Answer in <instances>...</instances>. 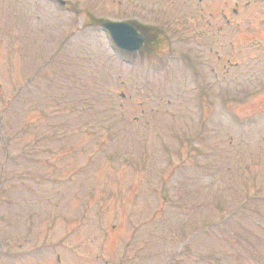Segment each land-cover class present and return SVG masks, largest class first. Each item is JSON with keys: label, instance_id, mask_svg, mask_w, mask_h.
Returning a JSON list of instances; mask_svg holds the SVG:
<instances>
[{"label": "rangeland", "instance_id": "374dc122", "mask_svg": "<svg viewBox=\"0 0 264 264\" xmlns=\"http://www.w3.org/2000/svg\"><path fill=\"white\" fill-rule=\"evenodd\" d=\"M65 2L0 0V264H264V0Z\"/></svg>", "mask_w": 264, "mask_h": 264}, {"label": "water", "instance_id": "95a60500", "mask_svg": "<svg viewBox=\"0 0 264 264\" xmlns=\"http://www.w3.org/2000/svg\"><path fill=\"white\" fill-rule=\"evenodd\" d=\"M56 1L60 4H65L64 0ZM101 26L110 33L115 44L126 51L134 52L140 50L145 41V37L129 23L106 21Z\"/></svg>", "mask_w": 264, "mask_h": 264}, {"label": "flooded vegetation", "instance_id": "af4514ba", "mask_svg": "<svg viewBox=\"0 0 264 264\" xmlns=\"http://www.w3.org/2000/svg\"><path fill=\"white\" fill-rule=\"evenodd\" d=\"M127 22H129V21H127ZM131 23V22H130ZM131 24H133V23H131ZM134 25V24H133ZM134 26H136V25H134ZM137 27V26H136ZM138 28V27H137ZM139 31L146 37V40H145V43H144V45H143V49H145V48H147L149 45H151L152 43H151V41H154L153 39H152V37H150V36H147L146 34H144L140 29H139ZM252 39V38H251ZM255 39V38H254ZM254 39H252L251 40V42H254L255 43V41H256V39L254 40ZM155 42V41H154ZM154 45V44H153ZM122 52H126V51H123V50H121ZM127 53H130V52H127Z\"/></svg>", "mask_w": 264, "mask_h": 264}]
</instances>
